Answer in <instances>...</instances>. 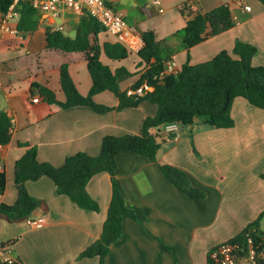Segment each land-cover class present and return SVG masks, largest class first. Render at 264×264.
<instances>
[{"label": "crops", "instance_id": "1", "mask_svg": "<svg viewBox=\"0 0 264 264\" xmlns=\"http://www.w3.org/2000/svg\"><path fill=\"white\" fill-rule=\"evenodd\" d=\"M135 1L131 11L140 19L157 15L163 22L171 18L177 21V28L170 33L160 35L151 29L173 51L167 58L177 69L187 61L182 46L186 22L180 12L183 3L199 12L228 4L234 20L232 28L191 48V64L207 61L222 50L232 52L239 39L256 46L252 64L264 66V4L259 0H163L161 9L146 0ZM130 24L139 32L145 30L137 22ZM99 42L116 41L109 33H100ZM46 45L43 28L16 35L0 31V111L12 121L10 142L0 147L1 170L6 174L0 203L16 200L14 165L25 151L19 143L34 146L39 161L58 167L67 156L78 152L98 155L106 135L140 134L144 119L157 110L149 101L103 114L87 106L61 109L44 102L37 89L32 93L31 85L37 82L47 86L64 101L60 85V65L64 62L82 95H87L92 84L82 53H62ZM100 60L111 70L124 67L132 73L120 81L122 90L132 88L146 68L139 64L137 53L112 60L102 51ZM94 100L111 107L119 102L110 91L96 94ZM231 114V128L217 129L201 118L187 126L162 125L159 133L163 142L155 161L131 151L116 156L113 177L136 220L122 221V236L110 246L106 264H207L213 247L235 236L264 210V110L238 97ZM160 165L184 170L205 197L188 198L166 180ZM25 185L39 200L38 208L19 219L0 213V244L11 245L14 259L22 264H99L98 257L79 255L101 233L112 194L111 175L98 172L86 185L99 205L97 211L81 208L59 194L45 176L27 180ZM36 219H44V224L34 226L31 222Z\"/></svg>", "mask_w": 264, "mask_h": 264}, {"label": "trees", "instance_id": "2", "mask_svg": "<svg viewBox=\"0 0 264 264\" xmlns=\"http://www.w3.org/2000/svg\"><path fill=\"white\" fill-rule=\"evenodd\" d=\"M259 1L264 4V0ZM11 3L12 0H0V13L6 12ZM15 10L18 13L16 27L20 33H33L38 30L40 13L30 1H19ZM180 12L186 17L182 30V46L187 52V61L175 74L163 75L167 56L173 51L165 45L164 40L157 38L153 30L142 31L145 44L137 54L139 64H145L146 68L132 88L144 83L152 87V90L140 97L128 96L127 90L120 88V81L132 76V73L124 67L111 70L100 60L102 51L112 60H122L129 52L118 42H104L101 45L99 34L106 31L94 17L89 14L80 15L74 28V36L67 35L58 27L45 26L46 48L62 53H82L92 84L87 95H82L70 76L68 64L64 62L60 65V85L65 94L64 101L58 100L53 90L37 82L31 85L32 93L37 89L44 102L56 104L61 109L87 106L94 112L103 114L136 106L141 101H149L157 106V110L153 116L144 119L140 134L106 135L101 140L98 155L78 152L67 156L58 167L39 161L34 146L19 143L25 151L14 165L16 200L12 204L1 202V214L10 219H19L36 210L40 202L30 195L25 183L43 176L52 180L59 194L68 196L79 207L97 211L99 205L87 192L86 185L94 174L107 171L112 177V194L107 216L98 239L79 255L80 258L98 257L99 264H106L105 258L110 246L122 236V221L125 218L136 220L135 212L126 206L113 177L118 154L131 151L155 161L156 153L163 142L159 127L165 124L178 123L187 126L201 118L208 126L217 129L231 128L234 126L232 105L238 97L264 110V66L252 64V58L257 52L256 46L237 39L232 52L222 50L207 61L197 64L189 62L192 47L234 26L229 5L221 4L208 11L199 12L193 11L188 3H183ZM102 91L112 92L118 98V105L111 107L97 103L94 96ZM11 135V117L0 111V147L10 142ZM159 168L166 180L188 198L201 200L205 197V192L191 184L184 170L171 165H160ZM261 176L264 178V173ZM5 188L6 174L0 170V195ZM263 216L264 210L228 241L247 245L248 240L252 239L255 245L263 244L264 233L260 229ZM13 264L22 263L16 260ZM207 264H211L209 257Z\"/></svg>", "mask_w": 264, "mask_h": 264}, {"label": "built area", "instance_id": "3", "mask_svg": "<svg viewBox=\"0 0 264 264\" xmlns=\"http://www.w3.org/2000/svg\"><path fill=\"white\" fill-rule=\"evenodd\" d=\"M19 1L12 0L8 10L0 13V31L2 33L19 34L17 30L18 13L15 8ZM40 14L54 18H60L65 13L77 15L89 14L94 17L109 33L115 41L123 45L129 53H138L144 47L141 32L130 24L124 15L117 11L114 3L121 0H28ZM149 4L161 9L163 0H146ZM248 8V7H246ZM178 71L173 61L168 60L164 64L162 74H175ZM152 87L141 84L136 88L127 90L128 96L140 97ZM37 101V98H33ZM1 170V165H0ZM34 226H42L44 219H36L31 222ZM211 264H264V243L255 245L252 239L247 245L239 242L224 241L213 247L208 254ZM16 260L12 255L10 244H0V264H13Z\"/></svg>", "mask_w": 264, "mask_h": 264}, {"label": "rangeland", "instance_id": "4", "mask_svg": "<svg viewBox=\"0 0 264 264\" xmlns=\"http://www.w3.org/2000/svg\"><path fill=\"white\" fill-rule=\"evenodd\" d=\"M136 1L135 0H121L114 3L115 9H117L120 13H122L126 20L129 23H136L138 24L139 28L142 30H151L155 29L157 33L160 35H163V33H170L172 28H177L176 24L177 21H172V18L169 21H161L159 16L152 15V16H146L144 19H140L141 16L139 14H135L131 11V8L135 7ZM130 8V11L128 10ZM18 17V15L16 16ZM79 15L74 13H65L60 18H50L45 15L40 14L39 15V23L40 27L38 29H45V26L51 25L54 27H58L62 29L64 33H68L69 35H73L74 28L77 24ZM18 19V18H17ZM180 24V21H179ZM178 33V31H175V35ZM260 227L264 231V216L262 217L260 221Z\"/></svg>", "mask_w": 264, "mask_h": 264}]
</instances>
